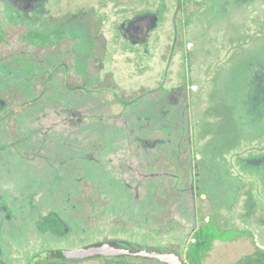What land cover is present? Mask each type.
I'll return each mask as SVG.
<instances>
[{"label": "rangeland", "instance_id": "obj_1", "mask_svg": "<svg viewBox=\"0 0 264 264\" xmlns=\"http://www.w3.org/2000/svg\"><path fill=\"white\" fill-rule=\"evenodd\" d=\"M264 251V0H0V264L110 242Z\"/></svg>", "mask_w": 264, "mask_h": 264}, {"label": "water", "instance_id": "obj_2", "mask_svg": "<svg viewBox=\"0 0 264 264\" xmlns=\"http://www.w3.org/2000/svg\"><path fill=\"white\" fill-rule=\"evenodd\" d=\"M61 254L69 260H84L97 257L134 256L155 258L159 262L166 264H187L183 258L175 252H163L159 250L147 249L132 250L117 246L110 242L70 249H61Z\"/></svg>", "mask_w": 264, "mask_h": 264}, {"label": "trees", "instance_id": "obj_3", "mask_svg": "<svg viewBox=\"0 0 264 264\" xmlns=\"http://www.w3.org/2000/svg\"><path fill=\"white\" fill-rule=\"evenodd\" d=\"M234 234H242L236 231L222 230L214 227L213 225L207 227L206 225L200 227L195 235L194 241L191 243L189 249L190 259H193L194 264H200V253L207 251L212 241L216 239L227 240ZM59 256L63 258L59 252ZM245 264H264V251L258 250L253 256L249 257Z\"/></svg>", "mask_w": 264, "mask_h": 264}, {"label": "flooded vegetation", "instance_id": "obj_4", "mask_svg": "<svg viewBox=\"0 0 264 264\" xmlns=\"http://www.w3.org/2000/svg\"><path fill=\"white\" fill-rule=\"evenodd\" d=\"M186 262V261H185ZM164 264H166V263H164Z\"/></svg>", "mask_w": 264, "mask_h": 264}]
</instances>
